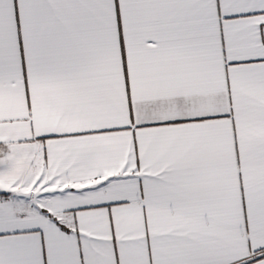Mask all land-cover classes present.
<instances>
[{"label":"snow or ice","instance_id":"snow-or-ice-1","mask_svg":"<svg viewBox=\"0 0 264 264\" xmlns=\"http://www.w3.org/2000/svg\"><path fill=\"white\" fill-rule=\"evenodd\" d=\"M0 264H264V0H0Z\"/></svg>","mask_w":264,"mask_h":264}]
</instances>
